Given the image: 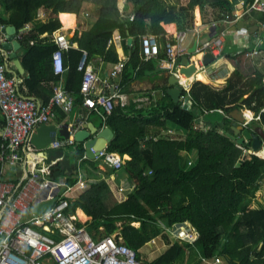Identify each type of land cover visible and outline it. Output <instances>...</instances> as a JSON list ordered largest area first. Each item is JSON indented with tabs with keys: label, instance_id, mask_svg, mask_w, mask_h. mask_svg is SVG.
Listing matches in <instances>:
<instances>
[{
	"label": "trees",
	"instance_id": "trees-1",
	"mask_svg": "<svg viewBox=\"0 0 264 264\" xmlns=\"http://www.w3.org/2000/svg\"><path fill=\"white\" fill-rule=\"evenodd\" d=\"M118 2L0 0V25H16L18 29L28 24L33 26L32 31L19 39L24 51L23 63L30 75H25L21 93L43 104L52 98L54 84L59 79L51 61L56 44L52 37L40 39L37 30L42 35H52L61 13L81 15L85 8H91L98 14L96 23L81 36L75 35L73 41L79 47L65 53L66 88L75 94L80 106L82 73L78 64L82 52L88 51L90 61L102 56L110 62H118L115 47H108L115 30L121 32L124 46L130 52L121 75L126 86L144 61L143 36L158 38L163 46L162 58L166 43L163 25L176 24L179 31L192 29L197 8L201 9L205 26L218 24L221 27L235 14L231 0H191L188 6L182 5L178 9L168 0H128L131 13L123 18ZM251 2H246L243 19L251 22L250 29L258 26L262 30L264 14L247 12ZM41 10L52 15L47 23L39 20ZM131 15H134L132 21ZM259 35L258 30L251 37ZM129 38H132L130 46ZM250 48L243 50L242 56ZM199 79L207 81L203 76ZM190 95L193 100L191 110L183 108L181 103H174L169 95L160 99L157 105L142 109L135 103L126 108L116 106L103 124L116 133L109 152L123 158L131 157V160H124L121 169L111 167L109 170L119 179L124 177L128 181L125 197L122 201L119 199L109 180L89 184L76 197H70L69 212L77 213L81 208L90 216L91 220L85 225L94 237L117 233L119 240L137 251L142 264H203L216 259L222 264H264V205L251 207L259 190L258 182L264 177V157L252 153L238 164L246 146L226 134L232 121L228 114L237 108L260 114L264 124V74L258 72L246 77L236 69L225 85L215 88L198 82ZM245 96L247 98L243 99ZM219 109L227 114L223 123L210 120V127L201 124L202 116ZM169 125L185 130L187 134L170 136ZM77 145L72 153L76 161L85 153L83 144ZM191 152L198 155L196 163L189 162ZM69 160L66 157L52 168L53 179L56 174L58 178L59 175L70 174L72 177L75 174L76 165L69 169ZM1 169L0 163V173ZM67 182L77 184L73 179ZM182 226L196 229L197 238L177 239L175 235ZM156 238H161L168 248L149 259L142 249Z\"/></svg>",
	"mask_w": 264,
	"mask_h": 264
},
{
	"label": "built area",
	"instance_id": "built-area-1",
	"mask_svg": "<svg viewBox=\"0 0 264 264\" xmlns=\"http://www.w3.org/2000/svg\"><path fill=\"white\" fill-rule=\"evenodd\" d=\"M245 9L241 15L243 17ZM257 11L264 14V0H252L247 6V12ZM238 16V17H237ZM134 20V15L130 16ZM230 20L226 21V24ZM4 26L0 25V31ZM220 29V25L211 26ZM31 27L28 25L21 29L19 39L28 34ZM241 36L248 41L249 31L242 29ZM166 36L165 51L167 60L161 61L163 68L172 66L178 58H200L197 62L198 70H205L204 56L213 54L215 58L223 56L226 49V40H231V34L226 31L212 39L198 43L195 53L190 54L186 45L187 34L178 31L174 37ZM262 39H264V24L262 26ZM56 48L52 53V66L54 73L59 77L54 84L53 96L50 101L43 104L35 98L21 93L22 80L10 74L8 57L0 49V110L6 119V124L0 131L2 143L0 145V264H141L137 251L119 240L116 234L104 237H94L87 227L81 222L79 216L70 213V193L76 189L87 188L85 179L75 185H67L65 181H53L51 165L42 168H32L21 182L10 181L4 174L10 168L16 167L22 157V150L29 143L30 135L42 124H50L56 119L59 112L69 115L76 105L75 94L66 88L64 75L68 69L65 53L72 48L66 35L59 33L53 39ZM111 43V42H110ZM162 44L154 35L142 37V54L145 62L159 59L162 53ZM260 51L247 52L248 57L258 56ZM172 63V65L170 64ZM125 66L119 62L111 71V76H118ZM82 73L79 94L82 96V105L89 111L98 112L105 121L114 110L115 104L126 106L129 97L121 91V85H114L117 89L111 96L101 90V77L89 60L87 50H83L78 64ZM227 72L216 73L214 80L226 78ZM230 77V75H229ZM185 92L191 97V88L187 83H182ZM165 94V89L162 90ZM157 93V92H154ZM192 99V98H191ZM140 101H146L141 99ZM259 118V117H258ZM80 127H83L80 124ZM54 149L61 147L73 148L77 144L73 138L66 141H55L51 144ZM50 146V147H51ZM246 152V150H244ZM43 155V153H42ZM44 156V155H43ZM99 158L115 169H121L125 164L124 158L109 150L101 152ZM46 157L44 158V160ZM193 162L190 161V164ZM152 173V170L150 171ZM63 187L66 191L59 196ZM58 198L52 208L39 215L32 210L36 204ZM177 239L197 238L196 230L182 226L177 234ZM213 264H222L214 260Z\"/></svg>",
	"mask_w": 264,
	"mask_h": 264
},
{
	"label": "crops",
	"instance_id": "crops-1",
	"mask_svg": "<svg viewBox=\"0 0 264 264\" xmlns=\"http://www.w3.org/2000/svg\"><path fill=\"white\" fill-rule=\"evenodd\" d=\"M246 2L247 0H238V3L236 4V8H235L236 15H241L243 13L242 11L246 7ZM118 3H119V8L122 11L123 18H127L128 13H131V6L128 0H119ZM181 5H185V4H181ZM88 9L89 8H85L83 12L81 13V15H76L72 13L59 14L58 15L59 24H58V27L56 28L57 29L56 33L53 35H50V33H44L42 35L41 31L39 32V30H37V33L39 34L40 39H46V37H52V39H54V36H56L59 33H63L66 35L67 38L70 37L69 41L72 44V48H78L79 47L78 43L76 41H73L75 35L78 33V35L81 36L84 31L88 30L94 23L98 21L97 12H96V16L91 17L90 13L88 12ZM197 10L200 12V15H201L200 25H199V22L195 20V25L192 29L183 31V32H186L187 34L186 45L189 48V51L194 48L196 43H201L206 40L212 39L214 36V31L211 29V26H205L203 24V19H202L200 8L196 9L195 17L197 18ZM72 15H74L75 17H73ZM51 16L52 15L49 11L41 10L39 14V20L43 21L44 23H47V21L51 18ZM65 17L69 18L67 19V23H69V25L65 24L64 22ZM72 19L74 20V22ZM238 19H239L238 21L230 20V22L225 24V26H227V30H226L227 35L229 34L232 35L230 38L231 40L229 39L226 40L225 53L223 54V56L216 59V62L218 59H222V58L225 59L226 61L224 62V67H222L219 70H214L210 68L211 66L210 65L207 67L206 71L199 70L196 77H193L191 80L186 81V82L182 81L181 83L179 82L181 85L182 83H187V85L190 86L191 91L194 88L195 84L198 82H203L205 84H211V85H214L215 88H219L220 85L226 84L227 80L231 77V75L236 69H240L246 77L253 76L255 73H258V72L264 74V39H262V30L259 29V27L257 30L254 29L255 32L259 30L260 35L259 37H253V36L251 37V35L254 34V33H251L250 31L249 24H251V22H247L246 20L243 19V17H239ZM241 21L245 22V24L248 27V29H245V30L249 31L250 33V37L247 42L241 36L242 34L241 32H239L241 30L237 32L231 30L233 27L237 26L239 22ZM72 22L73 24H71ZM28 25L31 27L29 31H32L33 26L31 24H28ZM28 25H25L21 29L25 28ZM163 26L166 30V34H168L169 37H174L175 34L179 31L176 24H169V25H163ZM21 29H19L18 34H17L18 39H19V34L21 32ZM8 40H9V35L7 33L0 31V49H2L3 52L6 53L8 57L9 70H10L11 75L19 77L22 80L21 82V85H22L25 80V75H28L30 77L27 70L25 74L21 73L16 64V59H18V60H21L22 64L24 65L23 63L24 51L22 49V44L18 51L17 58L15 57L12 58L11 55L13 54L14 50L6 49ZM110 42L108 44V47L109 48L111 46L115 47V50L118 56V62H115V63L112 61L110 62L104 59V57L102 56H96V58L91 59L92 66L94 67V69H96L97 73L99 74L102 80L101 90L107 93L108 96H111L114 93V91H117V89H114L113 86L117 84L121 85V91L130 97H129V100L126 106H121L120 103H117L115 104V107L120 106V107L126 108V107H129L132 103H135L139 105L140 109H142V108H146L149 106L157 105L160 99L168 95L167 90L170 88L169 81H168L170 78V75L171 74H175L176 76L178 75L179 73L178 70H179L181 61L183 58H186V57L178 58V60L175 63H173V65L172 63H170L172 66L168 65L165 68L161 66V61L167 60L168 58L165 49H164L165 51L164 57L162 58L154 59L153 61H147V62H145V58H144L143 63L140 65V67L136 69L132 77V80L125 86L122 83V79H121L123 70L116 77L111 76V71L113 70L115 65L118 64L119 62L127 63L130 58V52L126 50L124 46V38L119 30H115L113 32ZM131 44L128 43L129 46ZM248 48L250 49L246 51V53L252 52L254 50H258L260 51V54L258 56L248 57L246 53H244V55L242 56L243 50L248 49ZM189 56L190 55H188L187 57ZM232 56L236 58L234 59ZM190 57L192 61H194L195 59L196 60L198 59V57L197 58H192V56ZM51 60H52V56H51ZM223 72L228 73V76L226 78L214 80V75L216 73H223ZM201 76L207 78V81L200 80L199 77ZM179 78L182 79V77H179ZM163 89H165V94L162 91ZM154 92H157V93H154ZM186 93L187 92L183 93L182 98H186L189 95L188 93V95L186 96L185 95ZM245 98H247V96H245L243 99ZM141 99H144L146 101H140ZM172 101L174 102L173 99ZM180 103L183 106V102L181 101ZM237 109L243 111L244 115L250 121L249 126L252 129L255 128L257 125H261L264 129V124L260 118V114H256L254 111L247 109V108H237ZM226 116L227 114L226 112H224V110L219 109L216 111H212L211 113H207L201 117V124L206 125L207 127H210L209 125L210 120H212L210 122H213V123H223ZM231 120H232L231 121V124H232L233 119ZM103 121L104 120L101 118V116L99 115L97 111L96 112L89 111L83 105L80 106L76 102V105L73 111L71 112V114L69 115L60 114L59 112L57 118L52 120L50 124L56 125L59 128H61L66 123L68 124L79 123V124H82L83 126L88 125L91 128L92 132L94 131L98 132L106 128V126H104L103 124L104 123ZM4 123H6V119H4L1 113V110H0V131L4 126ZM168 129H169L168 131H169L170 136H173V133L183 134L177 137H183L187 134L185 130L178 129L177 127L173 125H169ZM57 140L61 142L66 141L59 137ZM245 150H246L247 155H250L253 153V152H250L249 147H246ZM61 151L63 152V155L59 153ZM73 151L74 149L70 147L69 148L61 147L58 149H54L51 146L47 151L48 153L47 154L43 153L44 155L43 156L42 152L36 151L34 147L30 143H28L26 147H24L22 150V157H21L19 164L14 168L8 169L6 171V174H4V178H7L10 181L21 182L25 179L26 175L29 173V171H31L32 168L34 167L42 168V167H46L49 165H51V167L53 168L58 163L64 161L66 157H69L68 155L72 154ZM56 154H57V157H60V156L61 157L59 159H55L54 156H56ZM190 154L191 153L188 154L189 160L192 161L193 163H196L197 160L195 161L191 159L190 156L192 155ZM259 155L264 157V155L260 153ZM45 157L46 159L44 160ZM70 157L71 159H75L73 154ZM51 158H53L54 160H51ZM197 158H198V155H197ZM124 159L131 160V157L125 156ZM91 164L94 166H92ZM75 165H76V168L74 171L75 174H73L72 177L70 174H67L66 177H63V175H59V178H58V175L55 173L56 179L52 178V174H51V177H49V179L53 181L62 180V181H65L67 185H69L67 182L68 180L73 179L77 181V184H78L83 177L85 179L87 187L89 184H94V183L102 182L104 180H109L112 184V187L116 195L119 197V199L121 201L124 199L125 197L124 189L128 187V181L124 177L119 179L117 174L110 173L109 170L111 167L105 162L103 158L89 159L86 156V152H85L83 158L78 161L75 160L73 163H71V166L69 167V169L73 168ZM8 172H11L10 177H8L9 175ZM71 186H75V185H71ZM258 186H259V190L257 191L255 198L252 201L251 207H257L259 204L264 205V177L258 182ZM79 191H81V189H76L73 193H70L69 197H76ZM74 214H77L79 216V219L81 220V222H83L84 225L86 221L91 220V217L85 214V212L81 208H79L77 213H74ZM98 237H104V236L100 235ZM213 262L214 261H211V262L206 261L203 264L205 263L213 264Z\"/></svg>",
	"mask_w": 264,
	"mask_h": 264
},
{
	"label": "water",
	"instance_id": "water-1",
	"mask_svg": "<svg viewBox=\"0 0 264 264\" xmlns=\"http://www.w3.org/2000/svg\"><path fill=\"white\" fill-rule=\"evenodd\" d=\"M230 20L235 21L237 20V18L233 14ZM242 29H248L244 21L239 22V24L233 27L231 30L237 32ZM254 29L257 30L258 26L250 29L251 33H255ZM212 30L214 31L213 37H215L220 33H224L227 30V26L224 25L219 30L217 29V27H213ZM18 31L19 29L16 25H8L6 27H3L1 30V32L7 33L9 35L6 49L14 50L13 54L11 55L12 58H17L18 51L21 47V43L17 38ZM67 39L70 40V37H68ZM128 43H132V38L128 39ZM197 46L198 43H196L194 48L190 50V54L196 52ZM199 60L200 58L192 61L190 56L183 58L178 70L179 76L171 74L168 80L170 88L167 90V94L172 97L176 104L182 101L183 108H185L186 110H191L193 101L191 97L182 98L183 93H185V88H183V85H181L180 83L182 81H189L193 77H196L199 71L197 67V62ZM215 62L216 58L213 54L210 53L204 56L205 66H210ZM16 64L20 72L25 74L26 69L21 60L16 59ZM179 77H182V79H180ZM228 117L233 119V122L226 132L227 136L237 141L238 143L249 147L250 152L260 153L264 155L263 127L261 125H257L252 129L249 126L250 121L248 120V118L244 115L243 111L238 109H234L233 111L229 112ZM58 137L64 140H69L72 137L75 143L84 145L86 156L89 159H97L100 157L102 151L109 149L111 143L116 137V133L112 128L109 127H106L98 132H92L91 128L88 125L80 127L79 123H66L61 128L53 124H42L38 128H36L35 131L30 135L29 143L34 147L36 151L47 154V151L50 148L51 144L57 141ZM59 153L63 155L62 151ZM60 157H57V154L56 156H54L55 159H59ZM246 157L247 154L245 152L243 159H241L238 164H240ZM51 160L54 159L51 158ZM65 191L66 187H63L59 196H61ZM57 199L58 198H54L49 201L39 202L34 206L32 211L37 215L46 212L52 208ZM149 244H151V242Z\"/></svg>",
	"mask_w": 264,
	"mask_h": 264
},
{
	"label": "rangeland",
	"instance_id": "rangeland-1",
	"mask_svg": "<svg viewBox=\"0 0 264 264\" xmlns=\"http://www.w3.org/2000/svg\"><path fill=\"white\" fill-rule=\"evenodd\" d=\"M232 1V3L234 4V6H235V8H236V4L238 3V0H231ZM189 2H190V0H168V3L170 4V5H173V6H175L176 8H178L179 7V5H181V4H185V5H183V6H188V4H189ZM174 3H176V4H174ZM182 6V5H181ZM88 12L90 13V16L91 17H93V16H96V13H94V11H93V9H88ZM90 18V17H89ZM196 20H197V22H198V17L196 18ZM200 23H201V21H200ZM56 31H57V29L55 30V32H54V34L56 33ZM226 60L225 59H218L217 60V62H215L214 64H212L211 66H210V68L211 69H214V70H219V69H221L222 67H224V62H225ZM206 75V74H205ZM176 133V132H175ZM180 135H183V134H178V133H176V134H174L173 133V137L175 136V137H177V136H180ZM190 155H192V156H190L191 157V159H193V160H197V155H196V153L195 152H191V154ZM69 157L70 156H72V154H69L68 155ZM188 157H189V155H188ZM75 161V159H71V157H70V160H69V162L70 163H73ZM88 164H89V162H88ZM92 165V164H91ZM92 166H94V165H92ZM10 173L11 172H8V177H10ZM137 225H139V223H136ZM168 248V246L167 245H165V243L161 240V238H156L155 240H153L152 242H151V244H149V245H146L143 249H142V251H143V253H145V254H147L148 255V258L149 259H154L155 257H157L158 255H160L163 251H165L166 249ZM211 262V261H210ZM142 264V263H141ZM206 264V263H205ZM208 264H210V263H208Z\"/></svg>",
	"mask_w": 264,
	"mask_h": 264
},
{
	"label": "bare ground",
	"instance_id": "bare-ground-1",
	"mask_svg": "<svg viewBox=\"0 0 264 264\" xmlns=\"http://www.w3.org/2000/svg\"><path fill=\"white\" fill-rule=\"evenodd\" d=\"M67 19H69L68 17H65L64 18V22H65V24L66 25H69V23H67ZM73 20V19H72ZM200 21H201V15H200V12L198 11V22H199V25H200ZM73 22H74V20H73ZM73 22L71 23V24H73ZM54 34V33H53ZM52 34V35H53ZM191 82V81H190Z\"/></svg>",
	"mask_w": 264,
	"mask_h": 264
}]
</instances>
